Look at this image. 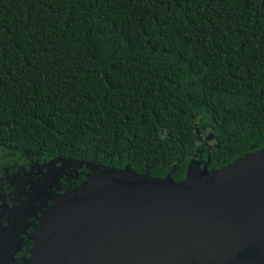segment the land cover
Here are the masks:
<instances>
[{
    "label": "trees",
    "instance_id": "16d2710c",
    "mask_svg": "<svg viewBox=\"0 0 264 264\" xmlns=\"http://www.w3.org/2000/svg\"><path fill=\"white\" fill-rule=\"evenodd\" d=\"M262 148L264 0H0V176L70 158L182 180Z\"/></svg>",
    "mask_w": 264,
    "mask_h": 264
},
{
    "label": "water",
    "instance_id": "95a60500",
    "mask_svg": "<svg viewBox=\"0 0 264 264\" xmlns=\"http://www.w3.org/2000/svg\"><path fill=\"white\" fill-rule=\"evenodd\" d=\"M56 196L31 264H264V148L182 180L100 167Z\"/></svg>",
    "mask_w": 264,
    "mask_h": 264
},
{
    "label": "flooded vegetation",
    "instance_id": "af4514ba",
    "mask_svg": "<svg viewBox=\"0 0 264 264\" xmlns=\"http://www.w3.org/2000/svg\"><path fill=\"white\" fill-rule=\"evenodd\" d=\"M39 161L0 176V264H31L35 233L48 207L90 174L70 158Z\"/></svg>",
    "mask_w": 264,
    "mask_h": 264
}]
</instances>
